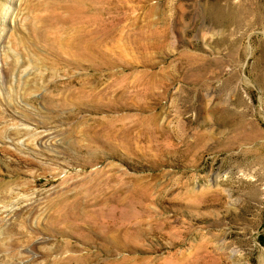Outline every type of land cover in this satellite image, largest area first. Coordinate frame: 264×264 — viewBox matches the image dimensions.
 <instances>
[{
	"label": "rangeland",
	"instance_id": "rangeland-1",
	"mask_svg": "<svg viewBox=\"0 0 264 264\" xmlns=\"http://www.w3.org/2000/svg\"><path fill=\"white\" fill-rule=\"evenodd\" d=\"M0 264H264V0H0Z\"/></svg>",
	"mask_w": 264,
	"mask_h": 264
},
{
	"label": "bare ground",
	"instance_id": "bare-ground-1",
	"mask_svg": "<svg viewBox=\"0 0 264 264\" xmlns=\"http://www.w3.org/2000/svg\"><path fill=\"white\" fill-rule=\"evenodd\" d=\"M81 48H82V51L85 53H87L88 51H90L91 49H92V43L89 41V40H86V41H84V42H82L81 43ZM110 127V126H109ZM20 130H22V129H20ZM7 132V133H6ZM6 134H8V135H6V136H9V135H15V134H17L15 131H13L11 128L9 129V130H6ZM50 136L49 135H47V134H41V135H39L38 136V138H37V140L35 141L36 143H37V145H39V146H44V144H46V142L48 141V140H50ZM206 191L207 190H200L199 192H189L187 195L189 196V197H191V198H193V199H197L198 197L199 198H203V196H205L207 193H209L208 191H207V193H206ZM211 192V191H210ZM211 201V200H210Z\"/></svg>",
	"mask_w": 264,
	"mask_h": 264
}]
</instances>
